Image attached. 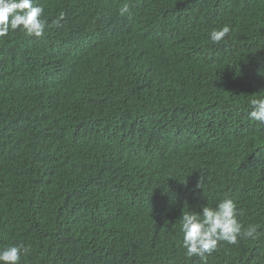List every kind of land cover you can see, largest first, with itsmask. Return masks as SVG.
Returning a JSON list of instances; mask_svg holds the SVG:
<instances>
[{
	"label": "trees",
	"instance_id": "16d2710c",
	"mask_svg": "<svg viewBox=\"0 0 264 264\" xmlns=\"http://www.w3.org/2000/svg\"><path fill=\"white\" fill-rule=\"evenodd\" d=\"M34 2L42 38H0V249L23 244L19 264H201L185 255L180 215L231 198L256 238L219 242L206 264H264V125L245 119L264 94V0H92L83 25L81 0ZM112 12L136 40L106 66L79 42ZM60 49L72 56L52 85L43 71ZM97 117L133 132L91 158ZM217 134L229 137L206 154Z\"/></svg>",
	"mask_w": 264,
	"mask_h": 264
},
{
	"label": "clouds",
	"instance_id": "9594fccd",
	"mask_svg": "<svg viewBox=\"0 0 264 264\" xmlns=\"http://www.w3.org/2000/svg\"><path fill=\"white\" fill-rule=\"evenodd\" d=\"M92 0H81L82 6L77 5L75 8H80L79 11H83L82 24L85 23L84 13L85 6ZM119 14L121 16L128 13V5L119 8ZM44 14V8L36 4L34 0H0V38L7 37L10 30L20 31L25 37L32 39H41L45 33L47 27V21L42 18ZM64 17V13H60L59 19L52 23L57 26ZM152 22L157 20L151 18ZM89 33L82 41L79 42V47L83 50L85 59L99 58L105 62L106 66L110 63H117L118 47L121 45L134 42L136 37L133 33H130L127 28L121 25L116 20V14H112L104 19H99L92 23ZM231 31L228 25H224L219 29H213L210 32V40L213 43L221 42L227 34ZM115 39V43L113 42ZM72 56L67 49L57 50L53 56V60L50 63V67L47 71H43V80L48 81L49 76H52L53 81H49L52 85L57 84L62 80L65 65L67 59ZM21 83L17 82L11 85L18 87ZM137 86H134L136 89ZM12 92V90H11ZM108 97V103L114 101L117 96L112 91H106ZM250 110L246 114V120L257 121L261 125H264V94H258L251 97L248 101ZM223 111L216 113L219 117ZM102 116V115H101ZM227 121L237 122L240 126V131L244 134L242 123H244L242 117L238 113H233ZM66 125V124H65ZM60 127L59 132H63L65 127ZM122 128L127 131L129 135L132 134L131 128H124L122 125L116 123H110L103 118H96L90 120L89 136L93 137V142L88 145V149L83 154L93 156L95 146L102 152L104 147L112 141V137L120 132ZM216 139L208 140L204 151L206 154H210L209 151L216 149V145L221 140L229 137L224 134L214 135ZM84 143V142H83ZM87 144L86 142L84 143ZM11 149L14 153H19L20 145L18 142H14L11 145ZM208 150V151H207ZM20 161L26 167L24 159ZM208 170H211L214 165V158L208 164ZM62 180L61 183L55 182L56 191H60V187L66 184ZM198 187H200L198 185ZM200 211L185 210L180 215V231L183 234L182 247L185 249V255L189 258L199 257L201 264H206V254L211 253L217 249V245L221 241H225L228 244H236L238 238L243 239H255L256 228L249 226L244 229L238 220V216L241 214L237 209L236 202L231 198H224L215 207L208 205H201ZM28 249L23 244H15L0 249V264H19L22 253H26Z\"/></svg>",
	"mask_w": 264,
	"mask_h": 264
}]
</instances>
